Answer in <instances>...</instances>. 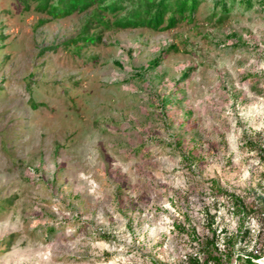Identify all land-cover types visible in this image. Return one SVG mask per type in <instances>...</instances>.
Returning <instances> with one entry per match:
<instances>
[{"label": "rangeland", "instance_id": "374dc122", "mask_svg": "<svg viewBox=\"0 0 264 264\" xmlns=\"http://www.w3.org/2000/svg\"><path fill=\"white\" fill-rule=\"evenodd\" d=\"M215 2L172 29L74 43L89 11L0 0V264H189L205 257L193 237L240 224L236 253L262 247L260 211L238 223L228 195H264L247 143L264 148V7L230 2L220 21Z\"/></svg>", "mask_w": 264, "mask_h": 264}, {"label": "trees", "instance_id": "16d2710c", "mask_svg": "<svg viewBox=\"0 0 264 264\" xmlns=\"http://www.w3.org/2000/svg\"><path fill=\"white\" fill-rule=\"evenodd\" d=\"M20 1L25 10H31L46 14L49 20L61 19L68 17L76 12L89 11V17L87 18L82 32L70 42L77 43L79 41L95 42L100 39L104 30L126 29V28H150L154 30H168L175 28L179 23L185 20H192L202 2V0H18ZM238 2L245 6L247 9L252 8L255 2L264 7V0H216L215 6H221L223 13L219 20L224 18V15L231 12V4ZM48 19H41L39 24H44ZM91 28H99V31H94L93 35L89 34ZM99 32V33H98ZM69 42H67L68 44ZM235 44H248L241 39H237ZM171 45L161 51L160 55L151 59L145 71H151L158 68L164 59L165 54L173 48ZM131 53V49H128ZM196 71V67H188L181 74L180 80L185 81L190 79ZM180 90V89H178ZM180 92V91H179ZM160 100V107L163 109L170 103L171 100L168 94L158 96ZM175 102H180L179 99ZM179 145L182 141H177ZM252 148L258 147L260 158L264 161V148L260 145L253 143V141H247ZM214 188L217 191H224L219 186L218 182L213 180ZM230 206L232 213L236 215L238 223H242L243 219L248 216L252 211L256 209L260 211L263 216L264 225V195L258 194L257 200L254 205L248 206L244 199L234 193H229ZM179 229H184L178 225ZM222 232V231H221ZM249 233V229H243L241 224L238 227L236 233L226 234L223 233L222 243L219 242V233L217 228L211 229V236L207 240H202L199 237H193L194 240L199 242V250L205 255L204 259H201L198 254L189 257V264H230L236 255V261L239 264H260L255 261L256 259L264 255V244L259 249L254 248L251 250H245L243 253H236V245L240 237H246ZM243 234V236H242ZM264 264V263H263Z\"/></svg>", "mask_w": 264, "mask_h": 264}, {"label": "built area", "instance_id": "2783aa9c", "mask_svg": "<svg viewBox=\"0 0 264 264\" xmlns=\"http://www.w3.org/2000/svg\"><path fill=\"white\" fill-rule=\"evenodd\" d=\"M255 261L259 262L260 264L264 263V255L258 259H256Z\"/></svg>", "mask_w": 264, "mask_h": 264}]
</instances>
